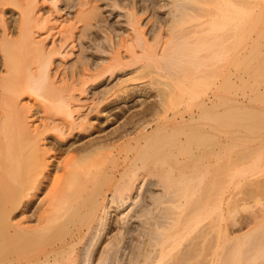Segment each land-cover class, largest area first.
Listing matches in <instances>:
<instances>
[{
  "label": "bare ground",
  "instance_id": "obj_1",
  "mask_svg": "<svg viewBox=\"0 0 264 264\" xmlns=\"http://www.w3.org/2000/svg\"><path fill=\"white\" fill-rule=\"evenodd\" d=\"M263 1L123 0L121 6L123 5L124 8L128 9L125 14L127 23L137 36L134 41L142 49L143 60L148 58L151 61L158 56L160 61H169L173 58L177 63L172 68L173 63L170 62L172 64L170 68L167 67L170 65L169 62H166L169 65L162 70L166 73L162 76L167 77L166 79L173 76L171 77L173 81L170 85L158 82L165 88L157 90L158 101L156 105L147 107L138 114L146 121L152 118L153 121L161 122L152 129L151 133L149 132L150 134L136 135L132 131L133 126H135V121H133L135 116H132L118 128V130L122 129L124 135L119 133L120 131L115 133V129V132L106 135L104 139H94L89 141V144L73 149L72 153L76 152L77 157H69L70 159L63 162L64 177L56 180L45 200L46 207L43 208L41 203L34 210L29 209V211H26L28 208H34L32 206L35 205V198L39 192L46 188L47 183L45 181L49 177L47 156L50 152L45 146H39L38 144L43 142L51 133H58L63 136L68 132V141L82 136L78 128L82 127L83 123L81 120V123H75L72 114L75 111L77 115L80 114L78 119H85L86 116H84L82 110L86 109L87 111L90 108H86V105H79L75 106L74 111H72L69 107V103H71L69 101L73 98L72 92L73 94L74 92L82 93L87 89H95L96 86L106 83L112 77L131 75L136 71L127 69L128 71L125 74H120L121 70L129 68L130 65L129 63H123V57L119 52L114 53L108 62L96 63L99 58L97 53L100 52L102 40L100 27L91 24L96 18L94 7L93 9H91L92 7L86 10L81 9L82 11H79L77 17H74L75 22L83 24L80 33L75 34L74 31L77 30L76 23L71 24L68 28L60 31L61 39L58 44L54 42L51 49L47 50L45 42L48 37H51L49 31L55 27H46L49 26L46 25L48 21H41L42 19L37 16L38 0H0L1 10L7 6H13L19 10L16 32L3 30L0 36V264H84L85 253L88 252V256L91 257L95 246L106 230V226L110 227L108 223L110 217L107 222L108 209L119 211L124 205L129 206L131 204V194L137 191L135 184L138 181L137 177L139 179L140 175L143 176L140 182L145 181L148 176L157 177L158 181L155 186H160L163 191L157 198V203L152 202L156 203L154 206L159 210L158 216L151 217L149 215L151 218L147 219L146 214L143 215L145 212L141 214L146 218L141 220L143 227H151L153 225L151 219H153L160 233L154 243L147 245V248L148 246L152 248L151 250L149 248L144 252L143 249H137L138 255L133 259L131 258V260L129 259L130 264H188L191 260L187 258L191 254L188 253L190 250L187 249V252L186 250L184 252L180 251V254L176 252L181 245L180 241L194 231L195 224L198 223L202 217L201 215L209 216L211 212L209 213L206 209L208 202L206 204L202 203L203 206L191 207V210L187 207L190 210L189 212L185 210L186 199L197 181L193 180L192 171L191 178L190 172L188 173L185 170L187 166L184 167L183 164L189 155L195 153L193 151L196 150V147H194L196 142L194 140L183 141V139L178 138L181 131L180 127L186 124V119L183 111L175 110L178 104H176V92L174 91L176 90L178 94L187 92L188 85L186 86L184 83L190 80L185 78L188 75L197 76L196 79L198 78L197 80L200 82L209 78L212 73L206 68H214L213 61L219 62L223 59L222 54L224 51H221L224 50L222 49L224 43L231 37H239L242 40L254 28L253 26L250 28L245 27L242 22L246 19L259 21L263 12L261 8ZM77 4L80 8H83L87 5V2L82 0ZM119 4L120 1L118 0L115 7ZM164 8H168V10L165 9L168 12L166 17L161 15ZM139 9L142 10V13ZM146 14L151 15L152 20L155 19L154 23L164 22V25L160 24L159 29H154V27L149 32V28L145 32L142 31V25L139 21ZM42 30L46 31L45 37L43 40L36 39L35 33ZM147 33L155 39L167 34L169 42L164 43L163 49L161 47L162 51L157 52L155 49L151 51L152 46L149 45V40L146 39ZM84 40L92 42L95 50L88 51L89 47L86 46ZM105 41L109 46L112 44L113 47L111 48L115 51V45L117 44L114 43V39ZM124 45L123 43L118 48L128 51L130 47ZM69 46H71V51L77 48V51L71 52L76 54V64L65 71L61 78H58L59 84H57L55 76L58 71L53 72L52 59L61 56L63 53L68 54L65 50ZM230 47L229 50L231 51ZM136 58L142 60L141 56ZM136 58L131 57L133 62L137 60ZM216 62H214V65L217 67L219 63ZM145 66L144 69L140 70L138 76H132L128 81H137L150 76L149 74L144 77L141 75V72L146 73L145 70H147L148 65ZM213 70L210 69L211 72L217 71L216 69ZM197 73H204V75L198 76ZM192 81L194 82V80ZM193 82L192 84H194ZM158 84L152 81L148 86ZM143 85L145 86V84ZM76 86L78 88H75ZM145 90L147 89L143 87L141 93L145 94ZM133 91L132 88L123 89V86L121 89H116V86L112 85L106 91L91 95L98 97H96L95 108L102 111L111 102H108L109 98L115 97L116 100H121L122 96L126 94L127 99H129L137 93ZM32 97L42 98L44 100V102L42 101L44 110L49 109L52 110L50 112H54L52 116H45L46 118H44L41 126H36L30 122L31 117L34 115L28 116L31 113L30 109L37 105L35 104L37 101L34 102L35 99ZM212 97L217 100L220 95L212 93ZM24 98L27 100H24ZM211 98L207 99L211 100ZM106 101L108 103L100 107ZM120 103L116 104L120 106ZM173 103L176 104L175 107ZM196 107L197 110H205V98L196 104ZM43 112L45 113V111ZM196 114L194 110L189 111V121H195ZM56 116H58V120H56ZM117 116L115 115V118ZM72 119L73 121H71ZM127 126L131 127L125 128ZM120 140H123V143L119 145L116 143L115 145V142ZM170 142L172 143L169 144ZM134 151H137L135 155L133 154ZM136 156L140 160L139 162H136ZM206 174H208L207 170ZM194 181L195 185L193 184ZM146 183L149 184L148 181ZM147 188L149 187L146 186V189L143 190H147ZM170 189L172 190L169 192ZM169 194L173 195L169 196ZM257 194V192H248L245 196H247V199L257 198ZM146 196L148 195H145V198H147ZM143 197L141 202H144V204H140V202L139 204L144 207L149 201L145 203L146 199L144 200ZM241 202L239 203L240 208H238L244 210L245 205L242 206L243 203ZM167 203L175 204L174 207L181 212L179 211L178 216L175 214L177 218L174 220L171 218L173 221L166 226L165 223H167V220L169 221V213H171H168L169 209L167 210L163 206ZM210 203L213 204V201ZM231 210L233 211L234 207ZM149 212L152 213V210ZM80 215L81 218L78 220ZM76 217L78 224L73 225V219ZM71 224L72 226H70ZM124 228L125 235L129 234L131 227L129 228L126 224ZM150 229L149 233H151ZM142 230L144 231V229ZM96 232H98V235L92 246L85 241L82 247H77L86 236L87 240H93ZM253 238L250 233V235L244 236L242 240H238L239 242L237 241V248L230 250L231 252L228 255L231 257L229 264H253L263 258L264 235L261 234L259 237ZM123 239L119 240L118 238L112 244L110 249L112 254L105 256L101 264H110L108 262L112 261L114 255L118 253L117 245L124 241ZM145 241H142L144 249L147 244V241ZM245 245L250 247L243 252L242 248ZM245 254L248 256H245ZM259 262L264 264V261ZM207 263L214 264L212 262Z\"/></svg>",
  "mask_w": 264,
  "mask_h": 264
},
{
  "label": "rangeland",
  "instance_id": "obj_2",
  "mask_svg": "<svg viewBox=\"0 0 264 264\" xmlns=\"http://www.w3.org/2000/svg\"><path fill=\"white\" fill-rule=\"evenodd\" d=\"M79 1L82 0H38V7L36 9L37 16L42 19L41 21H48L46 25L49 26L46 27H55L49 31L51 37H48L47 41L45 42L47 50L51 49L54 42L55 44H58L59 40L61 39L59 34L60 31L62 29L68 28L71 24L76 23L77 30L74 32L75 34L80 33L83 24L75 22V18L77 17L79 11H82L81 9L86 10L90 9L91 7V9H93L94 7V9H96V18L91 24L92 26L100 27V37L102 40V43H100L102 44L100 47L101 49L99 50L100 52L99 54L97 53L99 56V61L97 59V62L95 60L94 63L108 62L114 53L119 52L121 57H123V63H129L130 65L129 68H125L126 70H121L120 74H125V72L128 71L127 69L135 70L136 72L133 73L134 75L128 74L126 76H119L117 78L112 77L111 79H108L109 81L106 83L96 86L95 89H87V91L82 93L74 92L73 94L72 92L73 98L71 101H69L71 102L69 103V107L72 111H74L73 109L75 106L79 105H86V108H90L87 109V111L86 109L82 110V113H84V116H86L84 117L85 119H78V115L80 114L77 115L75 111L72 114L75 123L78 124L80 120L83 123L82 127L78 128V131H80L82 136L76 138L75 140L68 141V132L63 136H60L58 133H51L45 138L43 142L38 144L39 146H45L50 152V154L47 156L49 177L48 180L45 181L47 183L46 188L39 192L35 198V205L33 204L34 206H32L34 208H28L26 211H29V209L34 210L35 207L39 206L41 203L43 204V208L46 207L45 200L47 199V196L50 193L53 185L55 184L56 180L64 177V172L62 170L63 162L70 159L71 157H77L76 152L72 153L74 151L73 149L89 144V141L94 139H104L106 135L115 132V129V133L120 131L119 133L123 134L122 129L118 130V128L121 127L125 121L132 116H135L133 118V121H135V126L132 128V131H134L133 133L136 135L147 133L150 134L152 129H154L157 124L159 125L161 121H153L151 118V120H147V122L146 120L142 119L141 115L139 116L138 114L143 109L152 105H156L158 101L157 90L165 88L163 85L158 84V82L170 85V83L173 81L171 80V77L173 76L169 77L168 79H166L167 77L164 78V75L162 76V74L166 73H164L162 70L167 67L171 68V63H173V68L174 65L177 64L175 59L172 58L171 60L173 61H160V57L157 56L156 59L151 61L148 60V58L147 60L146 58L143 60L144 56H142V49L140 48V45L134 41L137 36L133 32L131 26H129L127 23L125 14L128 9L124 8L123 5L121 6V4H123V0H119L120 4L117 6L122 9L115 7L118 0H83L84 2H87V5H85L83 8H80L77 4ZM261 8L263 12L261 13L259 21L246 19L242 22L245 27H254L252 30H250L251 32H248L246 36L247 38L245 37L242 40H240L239 37H231L232 40L229 38L228 41L224 43V47L227 48L223 47L222 49L224 50L221 51H224V55L222 54L223 59L219 62L217 61L219 64L215 60L213 61V64L211 63L213 67H216V65H214V62H216L218 64L217 67L206 68L210 73H212L210 74L212 77L209 76V78L203 80V83V81L200 82L197 80L198 78L196 79L197 76L188 75L189 78L188 76L185 78L190 80H187L186 82L185 79L184 84L186 86H191V89L187 86V92L181 91L182 94H178L176 90L174 91L172 89L174 92H176L175 99L176 104H178H175V107V102L173 103L175 110L183 111L186 119V124L180 127L181 131L178 134V138L183 139V141L194 140V142H196L194 146L196 147V150L193 151V153H195L193 155H189L183 164L184 167L187 166L185 170L188 173L190 172L189 175L191 176L193 174V180L197 181L196 185L195 181L193 182L195 186L191 189L190 195L186 199L187 204L185 206V210H188V208L191 210V207L198 205L203 206L208 202L209 206H205L208 212H211L209 216H206L205 214L201 215L202 217L198 223L195 224L194 231L187 237L185 236L180 241L181 245L176 252L180 254L181 252H184V250H186V252L190 250L188 253H191V256L189 255L187 258L191 260L188 264H208L207 262H212L214 264H229L231 260V257L228 256L229 253L237 248L236 245L244 238V236L246 237V235L248 236L250 233L252 238H256V236L259 237L261 234L264 235V3L262 4ZM165 9L168 10V8H164V11L162 9V17H166V13H168L167 10L165 11ZM139 11L142 13L141 9H139ZM18 13L19 10L13 6H7L3 10L0 8V36L3 33V30L16 32V25L19 20ZM150 17L151 15L146 14L140 18L139 23L142 25L141 30L144 32L147 31L148 28L149 32L150 29H153L154 27V29H159L160 24L164 25V22L154 23L155 19L152 20ZM45 34V30L39 31L35 33V38L38 40H43ZM147 34L148 35L146 39L149 40V45L152 46H150L152 48L151 51H154V49L157 52L162 51L163 46L165 45L164 43L169 42V38L166 36L167 34L163 36L164 38L159 37L158 39L149 36V33ZM107 39H114V43L117 44L115 45V51L111 48L113 47L112 44L111 46L107 44V41H105ZM84 41L86 42V46L89 47L88 51L95 50V48H93L94 46H92V42L89 40ZM123 43L125 44V47H130L128 51L126 49L118 48V46ZM229 46H231V51L229 50ZM65 51L68 52V54L63 53L61 56H56L52 59V70L53 72L58 71L57 75L55 76V78H57V84H59L58 78H61L65 71L69 70L71 66L75 65L77 60V57L75 56L76 54L71 53L77 51V48L71 51V46H69ZM131 51H134L133 54H131ZM132 56L135 58H139L141 56L142 60L136 58L137 60H134L133 62L131 59ZM154 60H156V62H154ZM166 62H169L170 65L166 64ZM145 65H148V68L145 70L146 73L141 72V75L144 77L146 74H149L150 76L137 81H128L130 77L138 76L140 74V70L143 67H146ZM218 66L221 67V69H219ZM210 69H216L217 71L215 70L216 72H213V70L211 72ZM59 73H61V75H59ZM196 75L202 76L204 73H197ZM190 77H194V79ZM192 80H194V82ZM152 81H154V83L156 82L159 86L156 85V87L155 85H150L149 87L148 85ZM192 82L194 84H192ZM137 84L140 85L138 86ZM143 84H145V86ZM112 85H115L116 89H121L122 86L123 89L132 88L137 93L132 97H129V99H127L126 94L122 96L121 100H116L115 97L109 98L110 100L108 99V102H111L106 105L102 111L97 110L95 108L97 96H94V98L91 94H97L99 92L106 91L107 89H110ZM142 85L148 90H145V94L141 93L143 88ZM75 88L78 87L76 86ZM212 93H217V95H220V98H217V100L213 99V97L211 98ZM32 98L35 99L34 102L37 101V103H35L37 105L30 109L31 113L28 116L31 117L34 115L31 117L30 122L34 123L36 126H41V124L44 122V118H46L45 116H52L54 112H50L52 110L49 109V112L48 110H44V104H42V101L44 102V100L42 98ZM204 98L206 100L205 110H197L196 104L201 102V100ZM207 98H211V100H208ZM24 100L27 99L24 98ZM108 102H104L100 105V107L107 104ZM116 103H120V106ZM191 110H194L197 113L195 121H189L188 115L189 111ZM43 111H45V113ZM115 115H118L117 118H115ZM56 117V120H58V116ZM73 119L71 121H73ZM34 124L33 127L35 126ZM129 127L131 126H127L125 128ZM122 141L123 140L115 142V145L116 143H118L117 145L123 143ZM171 143L172 142L169 144ZM136 152L137 151H134L133 154L135 155ZM50 156H52V158H50ZM135 160H137L136 162L140 161L137 156L135 157ZM206 170L208 174H206ZM142 178V175L139 176V179L137 177L138 181L135 184L137 186V191H134L131 194L132 200H130V207L126 204L121 207L119 211L108 209L109 216L107 218V222L110 217L108 222L110 227L106 226V230L103 232L99 243L95 246L91 257L88 256V252L85 253L83 261L84 264H101L105 256L112 254L110 249L112 248V244L116 242L118 238L119 240L124 238V241H121L117 245L118 253H116V256L114 255L113 260L109 261L108 263L130 264L131 258L133 259L138 255L137 249H143L145 250L144 252H146V250H149L150 248V246L147 248V245L154 243L155 239L158 238L160 230H157V226L154 224L153 219H151V222L153 223L151 226L152 228H147V226L143 227L141 220L156 217V215L159 214V210H157V208H155L156 206L154 205L157 203V198L163 193V191L160 186H155L158 181L157 177L155 178V176H148L145 178V181L140 182ZM147 181L149 184L146 183ZM145 184L147 187H149L147 190H143L146 189ZM171 190L172 189H170L169 192ZM248 192L258 193L257 198L251 197L254 202L251 198L247 199V196H245V194L247 195ZM141 194L143 195L141 196ZM145 195H148L146 196L148 199L145 198ZM172 195L173 194H169V196ZM142 197L144 200L146 199L145 203L149 201V205L147 203L144 205L146 208L140 205L144 204V202H141ZM109 198L111 197L109 196ZM153 201L156 203H152ZM212 201L213 204L210 203ZM240 202L243 203L241 204L242 206L245 205L244 210H239ZM202 203L204 204L202 205ZM246 203L248 204L246 205ZM174 205L175 204L171 203L163 205L165 206L164 208L167 210L169 209L167 211L168 213L171 212L169 213V221L167 220V223H165L166 226L177 218L176 216H178L177 214L180 211L175 208ZM233 207L234 212L231 210ZM139 208L141 209L139 210ZM150 210H152V213L149 212ZM190 210H188V212ZM138 211L139 213H137ZM142 213L143 215L146 214L147 217H143V215H141ZM149 215L151 217H149ZM137 216L141 217L138 218ZM80 218L81 215L79 216L78 220H80ZM75 223L76 225L78 224L77 217L73 219L72 224L74 225ZM125 223L129 228L131 227L129 234H126L127 237L125 235ZM72 224L70 226H72ZM142 229H144V231ZM149 229L152 235H150L151 233H149ZM97 235L98 232L95 233V238L91 241L87 240L86 236L82 240L81 244L77 247H82V244L85 243V241L87 244L90 243L89 245L92 246L97 238ZM144 240L147 241H145L147 243L145 249L142 242ZM89 245L87 246L89 247ZM249 247L248 245L243 246V252L247 251ZM151 249L152 248H150V250ZM247 254H245V256H248ZM259 261L263 262L264 256ZM259 261L253 264H261Z\"/></svg>",
  "mask_w": 264,
  "mask_h": 264
}]
</instances>
